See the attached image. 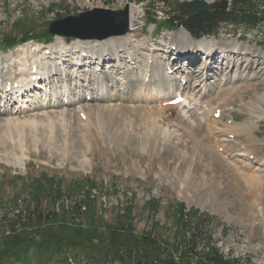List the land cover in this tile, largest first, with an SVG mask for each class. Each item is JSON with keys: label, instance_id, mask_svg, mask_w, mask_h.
Masks as SVG:
<instances>
[{"label": "rangeland", "instance_id": "obj_1", "mask_svg": "<svg viewBox=\"0 0 264 264\" xmlns=\"http://www.w3.org/2000/svg\"><path fill=\"white\" fill-rule=\"evenodd\" d=\"M184 1L0 0L1 37L2 34L13 33L11 22L24 13L34 20L32 26L38 35L47 28V22L67 15L83 14L85 11L93 12L96 8L120 10L131 6L137 17L136 28L124 35L104 39L95 36L66 37L67 44L63 43L65 37L53 35L49 44L28 42L8 52L0 51V69H4L6 82L13 83L10 79L12 77L26 79L31 74L30 67L35 64L42 74L40 80L28 84L29 87L15 94L9 102H0V128L8 129L14 124L25 125L31 119L49 118L47 122H54L61 131L66 127L69 130L70 126L74 128L73 139L79 141V145L69 149L60 140L53 145L51 136L40 134L44 130L40 122L36 127L25 125L32 131L27 135L21 137L14 134L0 139V216L8 212L6 220L13 219L16 211L13 213L10 208L14 201L17 198H29L28 189L41 174L61 178L62 183L65 182L63 186H67L70 181L88 177L96 186L92 192L98 198L97 215L110 224L116 222V217L124 211L125 206H131V226L136 233L150 232L164 246L169 243V249L179 253L186 246L182 243V236L179 239L177 235L173 205L182 202L185 212L198 210L199 213H207L211 219L209 224L198 226L201 236L195 246L198 252L216 249L223 257L239 260L240 263L264 264V165H261L264 163V111L259 117L251 109L254 103H258L259 97L264 99V28H237L234 32L233 27L220 24L218 35L192 39L182 27L162 30L150 23L152 19L159 20L175 14L178 5ZM186 34L193 41L203 38L219 41L208 56L207 64L204 63L206 54L203 49L187 50L186 43L189 40ZM110 39L131 47L130 55L121 53L115 64L122 71L121 75H116V87L107 92L104 83H93L91 80L88 88H82L79 85L83 81L87 84L93 66L98 65L96 70L100 75L105 71H111L114 75L115 70L113 66L110 67L112 61L104 63L100 69L95 56L92 57V63L85 59L79 63L81 61L77 57L79 51H76V46L84 40L88 45H95L91 48L93 51H90L96 54V48L102 42H108L107 47H111ZM170 44H173L172 49ZM67 49H71L70 52L66 51L67 55H62V51ZM47 50L50 53L46 54ZM25 54L29 62L21 57ZM133 54L139 60L136 64L135 60H130ZM155 60L158 62V70L153 71L151 66ZM207 65L206 73H201ZM55 66L57 70H54ZM47 71H56L54 78L60 74L70 75L72 80L65 78V82H48L44 76ZM151 74L156 77L152 85L149 84ZM162 74L177 80V83L166 84V88L172 91L175 98L179 97L176 91L181 92L185 101L173 106L168 104L169 108L162 101L165 109L157 111L162 103L152 98L161 79H165L160 77ZM191 74L201 76L191 80ZM83 77H87V80ZM183 78L187 83L180 84L178 81ZM141 79H144V86H140ZM127 83L131 90L123 93ZM147 86L153 89L150 95L145 94ZM240 87L231 101L229 98L219 105L222 100L220 89H226L227 94L231 88L227 95L231 97L232 92ZM166 88H161L156 94L160 95ZM91 94L93 99L86 98L87 102L77 103L85 95L92 97ZM171 94L168 98L173 96ZM108 97L114 98L104 102ZM102 105H110L107 108L111 112L115 110L120 120L107 134L98 128L94 115L91 117V125L86 127V115L81 114L89 106L90 110H95ZM117 108L122 109L119 111L121 113L117 112ZM149 108L156 110L151 114V118L156 119L154 121L158 130V138L152 136L154 144L155 139L159 140L154 151L148 149V144L142 149L136 142L146 124ZM213 113L221 116L217 117ZM75 117H78V121ZM141 118H145L144 124ZM77 123L85 131H77ZM238 123L249 125V136L253 135L258 142L249 141L242 131L231 132L228 129V126ZM248 153L260 159H255L254 163L246 156ZM46 200L43 198L41 204L45 210L52 207ZM60 206L61 202L57 204L58 208ZM187 232L188 229L185 230ZM196 259L194 253L189 252V260L194 262Z\"/></svg>", "mask_w": 264, "mask_h": 264}, {"label": "trees", "instance_id": "obj_2", "mask_svg": "<svg viewBox=\"0 0 264 264\" xmlns=\"http://www.w3.org/2000/svg\"><path fill=\"white\" fill-rule=\"evenodd\" d=\"M152 22L170 30L183 27L195 38L217 35L220 24L233 27L234 32L237 28L262 30L264 0H231L228 9L212 8L184 16H179L177 8L175 14ZM33 24L27 13L19 14L11 24L13 33L0 36V46L51 38L47 29L36 34ZM84 178L70 181L67 186L52 175L41 174L33 180L29 198L20 202L23 207L17 204V198L10 208L13 213L16 211L13 219L6 220L8 212L0 216V264H245L223 257L216 249L198 252V226L209 224L211 219L198 210L185 212L182 202L173 205L177 235L179 239L182 236L186 246L179 253L170 250L169 243L164 246L150 232L136 233L131 226V206H125L116 222L110 224L97 215L98 198L92 192L96 186L90 178ZM43 198H47L51 208L41 207ZM1 199L0 196V207ZM189 252L194 253L196 261L189 260Z\"/></svg>", "mask_w": 264, "mask_h": 264}, {"label": "bare ground", "instance_id": "obj_3", "mask_svg": "<svg viewBox=\"0 0 264 264\" xmlns=\"http://www.w3.org/2000/svg\"><path fill=\"white\" fill-rule=\"evenodd\" d=\"M128 15H129V19H128V21H129V23H130V29L131 30H133L134 28H136L135 26H136V24H137V17L135 16V11H134V8L133 7H131V6H129V8H128ZM183 32H185L184 30H182ZM186 33V32H185ZM187 35V34H186ZM188 36V35H187ZM188 42L186 43V44H188V48H190V49H188L187 48V50H200V48L201 49H203L204 50V54H206V56H205V62L204 63H206L207 64V58H208V56L209 55H211V53L214 51V46H216L218 43H219V41H217L215 38H203V39H201V40H198V41H193L192 39H190L189 38V36H188ZM63 41L64 42H66V38H64L63 39ZM82 41V40H81ZM98 41V40H97ZM100 41V40H99ZM104 41V40H103ZM110 42H111V47H107V44H108V42H105L104 44H103V42H102V44H101V46L99 45V46H97L98 48H96V51H97V53L95 54V53H91V51H93V49H91V48H93L95 45H92V44H89L88 45V43H84V40H83V43L82 42H79L78 43V46H76L77 48H76V51H79V54H83V53H85L86 54V56L85 57H83L82 59H85V60H87L89 63H92L91 61H92V57L93 56H95L94 58L95 59H97L98 61V63H99V68L100 69H102V65L104 64V63H108L109 64V62L108 61H112V63H111V65H110V67H112L113 68V70H115L114 71V75H112V72L111 71H109V72H101V71H99V72H101L102 74L100 75V73H98L97 72V68H98V65H95V66H93V71L89 74V80H88V82H87V84H85V83H83L82 81V83L79 85V86H81L82 88H88V86H89V84L91 83V80L93 81V83L94 82H96V83H104L105 84V87H106V90H107V92L110 90V91H113V88L114 87H116V83H117V79H116V75H118V74H120L121 75V69H120V67L119 66H116L115 64L118 62V59L121 57V53H123V52H125V54H129L130 55V53H131V50L129 49V47L130 46H128L127 44H126V46L125 45H120V44H118V43H116V40L115 39H110L109 40ZM94 42V41H93ZM96 42V41H95ZM118 42V41H117ZM95 44V43H94ZM179 45V44H178ZM114 46H116L117 48H121L120 50H118L117 48H115V49H112V47H114ZM170 46L171 47H173V44H170ZM236 46V45H235ZM63 47V46H62ZM73 46H71V48H72ZM131 48V47H130ZM176 48H180V46H176ZM236 48H238V46H236ZM21 49V48H20ZM38 49V48H37ZM54 49V48H53ZM75 49V48H74ZM90 49H91V51H90ZM71 49H69V50H67V51H70ZM95 51V52H96ZM109 51V52H108ZM118 51V52H117ZM200 52V51H199ZM216 52V51H215ZM60 53V52H59ZM91 53V54H90ZM133 53V52H132ZM135 53V52H134ZM188 53V52H187ZM78 54V55H79ZM137 54V53H136ZM90 55V56H89ZM132 57L130 58V60H135V62H134V64H136V62H139V60H138V58H137V56H135L134 54L133 55H131ZM217 56V55H216ZM21 57H25V59H27L26 61H28L29 59H28V55L27 54H25L24 56H21ZM204 58V57H203ZM117 59V60H116ZM151 59V58H150ZM147 60H149V59H147ZM152 60V59H151ZM179 60V59H178ZM79 61V60H78ZM78 61H77V63H78ZM165 61H167V60H165ZM29 62V61H28ZM154 62V65H153V63H152V68H153V71H156V70H158V62H156V60L155 61H153ZM33 64H35L34 62H32ZM80 63V62H79ZM94 63V62H93ZM147 63V62H146ZM150 64V63H149ZM83 65H85V63H83ZM170 65V64H169ZM176 65V64H175ZM210 65V64H209ZM50 66V65H49ZM138 66L140 67V64H138ZM144 66V65H143ZM148 66V65H147ZM43 67V66H42ZM141 67H142V65H141ZM206 67L208 68L209 66L207 65V66H205V67H203V69L201 70V73H206ZM48 68V67H47ZM50 68V67H49ZM57 68L58 67H54V70H57ZM74 68V67H73ZM92 68V67H91ZM163 68V67H162ZM167 68H169V67H167ZM186 68V67H185ZM86 69H87V67H86ZM147 69V68H146ZM174 69V68H173ZM45 70V69H44ZM49 70V69H48ZM91 70V69H90ZM149 70V69H148ZM182 70V69H181ZM168 71V70H167ZM167 71H165V72H167ZM77 72H79V71H77ZM31 74L29 75V78H32L34 75H36L37 76V74H39L40 73V70L38 69V73H32V72H30ZM56 74V71H47V72H45L44 73V76H46V78H47V80H48V82H51V80H56V82H58V81H64L65 82V80L66 79H68L69 78V80L71 79V76L70 75H64V76H62L61 74L60 75H58V77H56V78H54L53 77V74ZM59 73V72H58ZM80 73V72H79ZM168 73V72H167ZM196 73V72H195ZM62 74H64V73H62ZM171 74H173V73H171ZM174 74H175V72H174ZM80 74H78L77 76H79ZM84 75V74H83ZM145 75V74H144ZM154 74H151L150 76H149V79L151 78V81H150V83L149 84H151V82H152V80L153 81H155V79H156V77L154 78V76H153ZM192 75V74H191ZM85 76V75H84ZM168 76V75H167ZM166 75H164V74H162V75H160V77L161 78H165V79H161V83L158 85V88H157V91H156V93L158 92V91H161L160 89L161 88H166V84H169V83H175L176 81L173 79V78H168ZM201 75H198V74H195V75H192V78L193 79H191V80H196L197 78H199ZM123 77V76H122ZM159 77V78H160ZM184 77H186V76H184ZM36 78V77H35ZM66 78V79H65ZM83 78H85V81L87 80L86 78L87 77H83ZM177 78V77H176ZM203 78V77H202ZM148 79V80H149ZM158 79V78H157ZM186 79V78H185ZM205 79H207V76H205ZM72 80V79H71ZM143 80L144 79H141V81H140V86H144L145 85V82H144V84H143ZM203 80H204V78H203ZM208 80V79H207ZM7 81V79L5 78V75H3V70L1 69V71H0V84L1 83H3V87L4 88H6V85L8 84V83H11L12 84V82H6ZM68 81V80H67ZM122 81V80H121ZM206 81V80H205ZM42 82V81H41ZM123 82H124V80H123ZM148 82V81H147ZM180 84H182V83H187V80L184 82V78L182 79V80H179L178 81ZM190 82V81H189ZM98 83V84H99ZM126 83V82H125ZM177 83V82H176ZM30 84V83H29ZM156 84V83H155ZM179 84V85H180ZM192 84V83H191ZM200 84V83H199ZM92 85V84H91ZM152 85V84H151ZM131 86H132V83H131ZM175 86V85H174ZM203 86H204V83H203ZM207 86V85H206ZM26 87H28V84L26 85V84H24L23 83V90H22V88H19L18 90H13V91H10V92H6V93H4L3 95H4V98H3V102H9L12 98H14V96H15V93L18 91L19 93L20 92H23L25 89H26ZM175 87H177V86H175ZM181 87V86H180ZM190 87H192L191 85H190ZM220 87V86H219ZM243 87V86H242ZM133 88V87H132ZM145 88H146V86H145ZM152 87L151 86H147V92L145 93V94H147V95H150L153 91V89H151ZM168 88V87H167ZM166 88V90H164L163 92H161L160 93V95H158V94H156L155 92L153 93V98H152V100H154V101H158V102H160V103H162V101H164V102H166V104H168V102L170 101V100H172V99H174L175 98V96L173 95V94H171L172 93V91L171 90H169V88L167 89ZM155 89V88H154ZM239 89H241V87L240 88H236L233 92H232V96L231 97H227V95L230 93V91H231V88H230V90H228V93L226 94V92H227V90L226 89H220V96H222V100H220L219 101V105L220 104H222V102L223 103H225V102H227L228 101V99L230 98V101L232 100V98H233V96H234V94L237 92V91H239ZM125 90L126 91H124L123 93H128V92H130V90H131V87H130V85L127 83V85L125 86ZM175 90V89H174ZM194 90H196V88H194ZM140 91V90H139ZM210 91V90H209ZM17 92V93H18ZM106 92V93H107ZM14 93V94H13ZM177 93H178V96L179 97H182V94H181V92H179L178 90H177ZM143 94V93H142ZM173 95L172 97H170V98H168V96L169 95ZM193 94V93H192ZM195 94V93H194ZM226 94V95H225ZM237 94V93H236ZM92 95V94H91ZM139 95V94H138ZM138 95H137V97H138ZM89 96V95H88ZM166 96V97H165ZM85 98H83V99H80V100H78V102L77 103H80L81 101H86V97H87V95H85L84 96ZM107 97V96H106ZM94 97H93V95H92V97L90 98V99H93ZM112 98H114V97H108L107 98V100H103L104 102L105 101H110ZM183 98V97H182ZM102 99H106V98H103L102 97ZM110 99V100H109ZM131 99L133 100V97H131ZM220 99V98H219ZM182 101H185V99L184 100H182ZM57 102V101H56ZM87 102V101H86ZM103 102V103H104ZM71 103V102H70ZM163 104V105H162ZM161 105H160V107L161 108H159V109H156L157 111L158 110H163V109H165V107L163 108V106L165 105V103H162ZM57 105H59V103L58 104H53L52 106L54 107V106H57ZM142 105V104H141ZM179 105V104H178ZM253 105V104H252ZM91 106V105H90ZM89 106V107H90ZM107 106H110V105H106V106H104V105H102V106H100L99 107V109L100 110H102V112H98L99 111V109L97 108V109H95V110H93V109H91L90 110V108L88 107V108H86L85 109V113L83 112V114H85L86 115V127H88L89 128V125H91V117H92V115H94L93 116V118H94V121H95V123L97 124V126H98V128H100L101 129V131H104L106 134L109 132V130L110 129H112L113 127H115V126H117L118 125V122L120 121V120H118L117 119V117H116V114H115V110H114V112H111L108 108H107ZM147 106V105H146ZM166 106V105H165ZM171 106H173V105H171ZM170 106V107H171ZM50 107V106H49ZM126 107V106H125ZM140 107V106H139ZM147 108V107H146ZM155 108V107H154ZM167 108H169V106L167 107ZM166 108V109H167ZM118 109V113H121V112H119L120 110H122V109H119V108H117ZM126 109V108H125ZM125 109H123V110H125ZM150 109V113L148 114V116H147V121H146V124L143 126V128H142V132L139 134L140 136H138V138H137V140L136 139H133V140H136V142H137V144L139 145V147L140 148H142V149H144L146 146L145 145H147L148 144V149L149 150H153L154 151V149H155V147H156V143H158L159 142V140L157 141V139H155L156 140V143L154 144V142H153V139H152V136H157V138H158V130H157V124H156V122L154 121V120H156V119H152L151 118V114L152 113H154V110L155 109H153V108H149ZM252 111H253V113H256L259 117H261L262 116V113H263V111H264V99H262L261 97H259L258 98V103H254V105L252 106ZM127 110V109H126ZM142 110V109H141ZM141 110H139V111H141ZM155 110V111H156ZM217 110V109H216ZM1 111V110H0ZM3 111H6L5 109L3 110ZM84 111V110H83ZM92 111H94V112H92ZM143 111H144V108H143ZM90 112H91V114H90ZM160 112V111H159ZM137 113V112H136ZM147 113V111L145 112V114ZM161 113V112H160ZM219 113H220V111H219ZM66 115V114H65ZM118 115V114H117ZM76 118V120L78 121V117H75ZM214 118H215V116H214ZM142 119V118H141ZM49 120V118H47L46 120H44V118L42 119V120H37V119H31L30 121H27L26 122V124L25 125H30V126H34V127H36V125H38L39 124V122L41 123V125L42 126H44L43 128H44V130L43 131H41V135L42 134H44V135H46L47 137H50L51 136V138L53 139V141L51 142V144H53L54 145V142L56 143V141H61L62 142V144L64 145V147H67L68 149L70 148V147H75V146H77V144L79 145V141L77 140V141H75V139H73V137H74V133L72 134V130L74 129H72L71 128V126H70V128H69V130H68V127H66V129L65 130H63V131H61L60 129H58V126L57 125H55V123L54 122H47ZM182 120V119H181ZM47 122V123H46ZM142 122H143V124H144V122H145V118L144 119H142ZM211 122V121H210ZM230 122V121H229ZM38 123V124H37ZM62 123H63V121H62ZM122 123V122H121ZM214 123V122H213ZM235 123V122H234ZM142 124V125H143ZM25 125H22V124H14L13 126L11 125L10 126V128H8V129H6V128H0V139H4L5 137H8V136H10V135H16V136H21L22 137V135L24 134V135H27V134H29V133H31L32 131L30 130V129H28V128H26L25 127ZM40 125V124H39ZM214 125V124H213ZM216 125V124H215ZM76 126V129H77V131H85L84 129V127H82L81 125H78V123L75 125ZM210 126V125H209ZM25 127V128H24ZM213 127H215V126H213ZM11 128H15L16 130H13V129H11ZM139 128V127H138ZM28 129V130H27ZM121 129V128H120ZM215 129H218V128H215ZM227 129V128H226ZM228 129H230L231 130V132H232V130L235 132H241L242 131V134H245V136H246V138H248V140L249 141H251V142H256L255 141V139L252 137V136H249V125H244V124H242V123H238V124H234L233 126H228ZM122 130H124V129H122ZM229 130V131H230ZM128 131V130H127ZM111 132V131H110ZM114 132V131H113ZM220 131L218 130V133H219ZM115 134H117V133H115ZM124 135H125V133H123ZM123 135V136H124ZM103 136H104V133H103ZM249 136V137H248ZM9 139V138H8ZM113 139V138H112ZM125 139V138H124ZM131 141V140H130ZM135 142V141H134ZM258 142V141H257ZM256 142V143H257ZM165 143V142H164ZM87 144V143H86ZM222 144V143H221ZM221 144H219V145H221ZM216 145H217V143H216ZM250 146V145H249ZM137 147V146H136ZM222 147V146H221ZM255 147H256V145H255ZM23 148V147H22ZM217 148V147H216ZM223 148V147H222ZM248 148V147H247ZM256 149V148H255ZM224 150V149H223ZM258 150V149H257ZM241 152H243V150L241 151ZM202 153V152H201ZM259 153V152H258ZM251 153H248V154H246V156L250 159V160H252L254 163H255V159H258L259 157L257 156V157H254V156H251L250 155ZM240 155H243L244 156V154H240ZM66 156V155H65ZM218 156V155H217ZM23 157V156H22ZM245 158V157H244ZM260 159V158H259ZM249 160V161H250ZM252 163V162H251ZM261 165H264V163L262 164L261 163ZM237 177V176H236ZM249 180V179H248ZM251 180V179H250ZM205 204V203H204Z\"/></svg>", "mask_w": 264, "mask_h": 264}, {"label": "water", "instance_id": "obj_4", "mask_svg": "<svg viewBox=\"0 0 264 264\" xmlns=\"http://www.w3.org/2000/svg\"><path fill=\"white\" fill-rule=\"evenodd\" d=\"M229 0L206 1L187 0L179 6V14L206 11L210 8H228ZM93 12H97L95 14ZM85 11L83 14L67 16L52 21L48 25V31L52 34L71 37H91L99 39L109 36L123 35L130 30L128 7L120 10L98 9Z\"/></svg>", "mask_w": 264, "mask_h": 264}]
</instances>
